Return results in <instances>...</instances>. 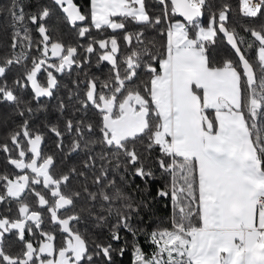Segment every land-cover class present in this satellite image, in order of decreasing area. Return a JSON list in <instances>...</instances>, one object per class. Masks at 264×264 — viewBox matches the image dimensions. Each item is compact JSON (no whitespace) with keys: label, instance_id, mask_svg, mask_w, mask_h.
Masks as SVG:
<instances>
[{"label":"snow or ice","instance_id":"obj_1","mask_svg":"<svg viewBox=\"0 0 264 264\" xmlns=\"http://www.w3.org/2000/svg\"><path fill=\"white\" fill-rule=\"evenodd\" d=\"M157 3L158 13L146 0H90L87 13L74 0L0 5L12 52L0 57V105L10 106L0 153L12 169L0 172V264H115L130 246L124 232L133 264H264V0H240L243 17L260 21L243 28L252 39L231 26L229 0ZM53 5L75 43L49 23ZM93 29L124 31L127 51ZM147 29L165 38L161 51ZM221 38L231 53L216 59L209 46ZM93 56L109 65L103 78ZM41 98L56 99L62 129L37 124ZM157 173L166 182L153 195ZM137 178L144 187L128 191ZM169 197L170 227L133 224Z\"/></svg>","mask_w":264,"mask_h":264},{"label":"trees","instance_id":"obj_2","mask_svg":"<svg viewBox=\"0 0 264 264\" xmlns=\"http://www.w3.org/2000/svg\"><path fill=\"white\" fill-rule=\"evenodd\" d=\"M74 1L77 4H79L81 6L82 11L85 12L84 4L87 3V0H74ZM47 2L51 4L52 0H47ZM7 3H8V0H0V5H6ZM24 3L25 4H29V3L35 4L36 0H24ZM146 3L151 12H157V13L159 12L160 6L157 3V0H146ZM229 3L232 5L231 26L236 27L241 36L246 37L247 39H252L250 36H248L247 33L243 31V28L248 25L258 26L260 21L243 17L242 13L239 10V0H229ZM52 7H53V11L54 9H56L59 12V14L65 19V16L63 15V13L61 12L59 8H57L54 5ZM26 11H31V10L26 9ZM173 19L175 20V19H181V18L176 15L175 17H173ZM49 23H50V20H49ZM202 23L207 24V17L203 18ZM6 25H7L6 20L3 17H0V57L12 55V52L9 48L11 40H10L9 32L5 30ZM28 26L32 27L31 25H28ZM161 27H163V25ZM140 30H142V28L139 25H136V24L128 25L129 32L135 33ZM114 34L117 36L118 40H120L122 50L127 51L125 47V43L123 41V36L125 35V33L122 30H119L113 33L111 29H104V30L93 29L91 33V37H94L98 40L101 38H107ZM146 35L149 39L156 42V51L157 52L161 51L160 45L164 42L165 38L163 36L158 35V29L156 30L147 29ZM88 39L89 38L81 39L80 43L87 44ZM133 45L135 46V41L133 42ZM209 50H210V56L216 59H219L220 57L226 56L229 53H231L230 47L224 42L223 38L219 39L217 43L215 44V46H209ZM249 55L254 57L255 53L250 52ZM92 64H93V67L90 69L91 73H94L97 77H100V78H103V76L107 74L109 70V65L106 62L102 64L99 69H97V67L95 66L96 58L95 56H93ZM20 72H21L20 67H14L9 73V76H8L9 81H11V79L15 75H18ZM76 74H78V70L73 69V76H75ZM71 78L72 77H69L67 74H65L62 78L58 76V79L61 80L62 86L68 85ZM141 78L144 79L145 77L142 75ZM22 94L26 98H29V99L32 96V93L30 90H26ZM58 95L63 96L64 95L63 90H60ZM39 103L42 105H45L48 111L44 113H38L39 119L37 120V124H39L41 121L47 122L48 120H51L54 123H60L61 129H62L64 116L61 115L57 110L56 99L55 98L53 99L41 98ZM9 107L10 106L8 105H0V114L8 110ZM71 107L72 106L69 105V108ZM89 115L93 117V119H95L96 112L94 110H90ZM3 135H4V130L3 128H0V136H3ZM45 136H46V139H45V144L43 145V147L45 148V151L52 152L55 149L56 137L52 135L50 132H47V130H45ZM155 155H156V152H153V156ZM79 158H80L79 156L74 157V159H79ZM3 171H8L11 173L12 169L6 167L3 153H0V172H3ZM165 182H166V178L163 177L161 174L157 173L156 181L154 183L150 182L152 184L153 195H155L156 189L159 187H162ZM137 185H139L140 188L144 187V183L139 178H137L135 182H130L128 186V191L135 192ZM171 214H172V205H171L170 197L165 198V199L157 198L155 203L153 204L152 213L146 216L142 212L139 217H133V224H137L138 222L142 220V224H140V226L147 227L149 231L154 228H167V227H170L169 220H170ZM81 230L89 231L88 229H84V228H82ZM122 234L127 237L130 246L128 248V251L123 257L115 258V264H133L134 253L131 247V244L133 243L132 236L127 232H124ZM104 238H106V234H104V236H101V239H104ZM140 244L144 248L145 252L150 253L152 251V247L145 242L143 237L140 238ZM15 248L18 249L19 245L16 244Z\"/></svg>","mask_w":264,"mask_h":264},{"label":"rangeland","instance_id":"obj_3","mask_svg":"<svg viewBox=\"0 0 264 264\" xmlns=\"http://www.w3.org/2000/svg\"><path fill=\"white\" fill-rule=\"evenodd\" d=\"M50 23L56 27L57 36H62L67 43L76 42V29L70 27L56 9L53 11Z\"/></svg>","mask_w":264,"mask_h":264},{"label":"crops","instance_id":"obj_4","mask_svg":"<svg viewBox=\"0 0 264 264\" xmlns=\"http://www.w3.org/2000/svg\"><path fill=\"white\" fill-rule=\"evenodd\" d=\"M89 2H90V0H87V3L84 4V10L86 13L88 12V9H89Z\"/></svg>","mask_w":264,"mask_h":264},{"label":"water","instance_id":"obj_5","mask_svg":"<svg viewBox=\"0 0 264 264\" xmlns=\"http://www.w3.org/2000/svg\"><path fill=\"white\" fill-rule=\"evenodd\" d=\"M75 2V1H74ZM62 12V11H61ZM63 15L65 16V14L63 13ZM177 16H179V15H177ZM180 17V16H179ZM181 19H183L182 17H180ZM79 23V22H78Z\"/></svg>","mask_w":264,"mask_h":264},{"label":"built area","instance_id":"obj_6","mask_svg":"<svg viewBox=\"0 0 264 264\" xmlns=\"http://www.w3.org/2000/svg\"><path fill=\"white\" fill-rule=\"evenodd\" d=\"M239 4H240V0H239Z\"/></svg>","mask_w":264,"mask_h":264}]
</instances>
